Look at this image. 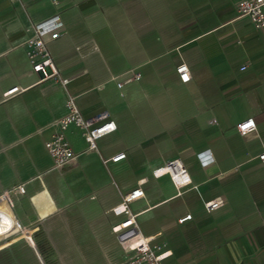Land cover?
Returning <instances> with one entry per match:
<instances>
[{"label": "crops", "instance_id": "obj_1", "mask_svg": "<svg viewBox=\"0 0 264 264\" xmlns=\"http://www.w3.org/2000/svg\"><path fill=\"white\" fill-rule=\"evenodd\" d=\"M239 1L0 0V192L25 184L16 208L30 231L0 246V264H128L112 231L125 214L112 209L137 187L144 196L128 208L143 236L172 251L164 264H264V33L238 14ZM54 15L62 31L48 49L65 85L42 80L26 55L27 28ZM68 94L91 124L116 129L86 151L70 126L76 163L54 170L44 144ZM248 119L255 129L241 135ZM173 159L191 178L180 195L168 175L153 176ZM216 197L223 206L207 212ZM156 210L182 227L187 250L173 263L166 225L142 233L140 217Z\"/></svg>", "mask_w": 264, "mask_h": 264}, {"label": "built area", "instance_id": "obj_2", "mask_svg": "<svg viewBox=\"0 0 264 264\" xmlns=\"http://www.w3.org/2000/svg\"><path fill=\"white\" fill-rule=\"evenodd\" d=\"M240 16L248 17L254 28L264 33V0H240L236 6ZM31 34L25 40L27 47V59L32 66L34 72L41 75V79H54L62 84L67 83V79L60 77L57 66L48 49V42L57 39L62 31V22L58 15H54L46 20L38 23H32L27 28ZM246 66H241L243 70ZM176 73L179 80L183 83L191 79V74L188 65L181 62L176 66ZM187 76V79L184 77ZM140 74L136 73L133 77H127L123 81L117 82L119 88L124 82H129L132 79H139ZM18 87L7 90L5 97L12 96L19 92ZM66 113L55 119L51 126L53 132L50 138L45 142L44 146L50 155L54 170H62L66 166L76 163L78 154L72 149L66 131L70 126L78 127L82 130V136L87 144L86 151H97L96 141L113 132L116 125L111 120L103 121L97 125H93L89 120L85 119L77 105L76 96L68 94L65 100ZM255 129L253 119L244 120L237 125V131L241 135H245ZM125 157L124 153H119L111 158L103 159V163L109 161L118 162ZM258 159L264 168V150L258 155ZM210 160H203L202 164L207 165ZM168 175L171 183L180 195L184 188L191 185L190 175L179 159H173L166 162L162 167L153 171V176ZM26 193L25 184L16 185L10 189H5L0 192V246L5 245L22 237L30 240L29 227L22 221L17 208L16 196ZM144 196V190L141 187L134 188L127 192L122 197L120 206L113 208L112 212L115 215L125 214V218L112 227L119 245L123 251L129 255L128 264H164L165 260L172 256V251L166 248L163 243H157L154 239H149L143 236L136 223V214L132 213L128 208V203ZM224 200L221 197L204 202V208L207 212H213L223 206ZM191 214H186L178 218V223H183L191 219ZM139 235L141 238L138 241L131 242Z\"/></svg>", "mask_w": 264, "mask_h": 264}, {"label": "rangeland", "instance_id": "obj_3", "mask_svg": "<svg viewBox=\"0 0 264 264\" xmlns=\"http://www.w3.org/2000/svg\"><path fill=\"white\" fill-rule=\"evenodd\" d=\"M168 216L163 211L156 210L140 217L142 233L145 234L149 229L156 227L157 225H166L169 228L170 238L168 245L178 249V254L174 258L170 259L168 263L177 261L180 257L184 256L186 248L184 246V240L182 239L180 226H172L168 223ZM184 254V255H183Z\"/></svg>", "mask_w": 264, "mask_h": 264}, {"label": "bare ground", "instance_id": "obj_4", "mask_svg": "<svg viewBox=\"0 0 264 264\" xmlns=\"http://www.w3.org/2000/svg\"><path fill=\"white\" fill-rule=\"evenodd\" d=\"M138 237L141 238V235H139Z\"/></svg>", "mask_w": 264, "mask_h": 264}, {"label": "snow or ice", "instance_id": "obj_5", "mask_svg": "<svg viewBox=\"0 0 264 264\" xmlns=\"http://www.w3.org/2000/svg\"><path fill=\"white\" fill-rule=\"evenodd\" d=\"M184 78L187 79V76H185Z\"/></svg>", "mask_w": 264, "mask_h": 264}]
</instances>
